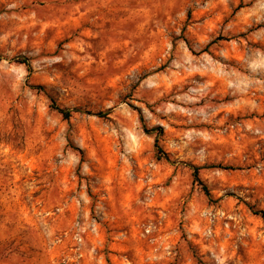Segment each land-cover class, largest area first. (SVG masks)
Instances as JSON below:
<instances>
[{"label":"rangeland","instance_id":"1","mask_svg":"<svg viewBox=\"0 0 264 264\" xmlns=\"http://www.w3.org/2000/svg\"><path fill=\"white\" fill-rule=\"evenodd\" d=\"M259 212L264 0H0V264H264Z\"/></svg>","mask_w":264,"mask_h":264},{"label":"trees","instance_id":"2","mask_svg":"<svg viewBox=\"0 0 264 264\" xmlns=\"http://www.w3.org/2000/svg\"><path fill=\"white\" fill-rule=\"evenodd\" d=\"M20 64H24L26 66H28L27 64V60H21ZM36 89H41V86H37ZM62 115L64 118H69L71 113L69 111H64V110H61L59 108H56ZM135 111H137L140 115V121H143V118L141 116V113H140V110L134 108ZM143 129L145 131L146 134H153V133H158V136L162 134V128H151V129H148L146 128V126L144 125L143 126ZM155 148L157 149V153H158V159L161 160V159H165L167 161H169V156L161 149L159 148L158 146V140L155 141ZM194 170V177H198V168H193ZM262 218H264V212H259L258 213Z\"/></svg>","mask_w":264,"mask_h":264}]
</instances>
